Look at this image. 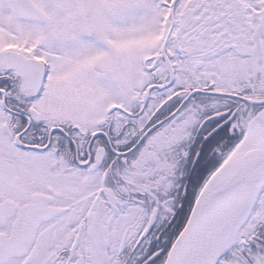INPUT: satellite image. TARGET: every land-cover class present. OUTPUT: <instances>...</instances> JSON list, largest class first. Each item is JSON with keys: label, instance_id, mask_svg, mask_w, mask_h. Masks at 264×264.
Listing matches in <instances>:
<instances>
[{"label": "snow or ice", "instance_id": "snow-or-ice-1", "mask_svg": "<svg viewBox=\"0 0 264 264\" xmlns=\"http://www.w3.org/2000/svg\"><path fill=\"white\" fill-rule=\"evenodd\" d=\"M0 264H264V0H0Z\"/></svg>", "mask_w": 264, "mask_h": 264}]
</instances>
